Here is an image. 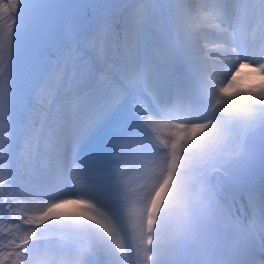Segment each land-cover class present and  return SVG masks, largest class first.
Returning a JSON list of instances; mask_svg holds the SVG:
<instances>
[{
  "label": "snow or ice",
  "instance_id": "snow-or-ice-1",
  "mask_svg": "<svg viewBox=\"0 0 264 264\" xmlns=\"http://www.w3.org/2000/svg\"><path fill=\"white\" fill-rule=\"evenodd\" d=\"M0 264H264V0H0Z\"/></svg>",
  "mask_w": 264,
  "mask_h": 264
},
{
  "label": "bare ground",
  "instance_id": "bare-ground-1",
  "mask_svg": "<svg viewBox=\"0 0 264 264\" xmlns=\"http://www.w3.org/2000/svg\"><path fill=\"white\" fill-rule=\"evenodd\" d=\"M262 83L259 73H254L248 66L241 67L237 76V87L257 89Z\"/></svg>",
  "mask_w": 264,
  "mask_h": 264
}]
</instances>
